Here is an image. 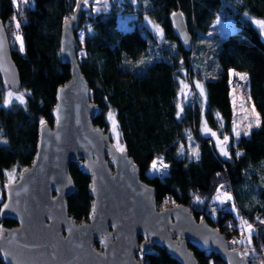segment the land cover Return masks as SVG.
<instances>
[{"label":"trees","instance_id":"trees-1","mask_svg":"<svg viewBox=\"0 0 264 264\" xmlns=\"http://www.w3.org/2000/svg\"><path fill=\"white\" fill-rule=\"evenodd\" d=\"M228 1L236 11V28L209 51L211 57L203 63L197 59L193 63L194 47L187 51L179 43L170 15L181 11L189 31L204 34L224 8V0L125 3L124 12L136 13L138 17L144 14L162 28L167 43L153 52L156 55L150 48L149 35L141 26L125 31L118 28V5L93 17L84 13L90 7L82 5L78 29L89 20V31L83 43L77 32L75 35L78 50H84L81 71L96 106L93 123L108 131L107 114H114L119 142L139 166L142 179L156 187L158 208L184 204L195 217H204L228 238L230 224L236 223L238 215L254 225L257 256L264 262V223H261L264 221V40L257 27L240 17L241 12H246L264 20V0ZM76 3L77 0H29L19 16L23 51L11 48V55L25 99L20 104H1L5 88L0 78V204L8 183L7 171L16 168L20 172L31 164L40 121L52 123L56 89L69 78V66L61 57L62 22L72 14ZM15 14L13 0H0V20L5 27ZM147 55L150 62L142 68L135 66ZM182 69L201 80L204 95L194 93L179 110L178 77ZM230 70L247 75L249 95L260 125L249 136L242 135L231 144L230 154L223 158L213 137L201 135L200 129L204 121L217 137L231 135ZM192 148L198 158L192 154ZM156 158H162L168 165L167 173L161 178L147 177L145 172ZM70 172L76 190L68 198V209L70 215L82 221L87 218L92 201L89 177L74 163ZM219 177L229 188L231 201H226L229 207L217 209L214 218L191 208L196 194L210 197L216 192ZM14 224L10 219L0 220V228ZM189 246L199 264H224L217 255L200 251L191 243ZM137 257L145 264H178L158 247Z\"/></svg>","mask_w":264,"mask_h":264},{"label":"water","instance_id":"water-1","mask_svg":"<svg viewBox=\"0 0 264 264\" xmlns=\"http://www.w3.org/2000/svg\"><path fill=\"white\" fill-rule=\"evenodd\" d=\"M82 5L84 0H77L62 22L61 57L69 78L56 89L52 123H39L33 161L3 188L0 220L15 222L0 228L3 264H145L137 256L154 247L178 264H199L190 243L224 264H250L226 234L195 217L188 206L158 208L156 187L142 179L128 151L121 153L111 134L93 123L96 106L81 71L75 35ZM170 19L179 43L190 51L194 34L183 14L174 11ZM0 78L3 88L20 91V74L1 20ZM72 163L89 177L92 201L82 221L68 209L76 190Z\"/></svg>","mask_w":264,"mask_h":264},{"label":"rangeland","instance_id":"rangeland-1","mask_svg":"<svg viewBox=\"0 0 264 264\" xmlns=\"http://www.w3.org/2000/svg\"><path fill=\"white\" fill-rule=\"evenodd\" d=\"M29 2V0H13L14 6L16 8V14L6 23V33L8 36V40L10 43V48H18L20 49V42L16 40V36L20 35L19 29H17L16 24L17 22H20L21 13L26 6V4ZM128 2H134V0H84V8L90 7L89 11H86V15L88 17H93L94 15L100 13V12H107L111 10V7L114 5H118L120 7L118 14V20L117 25L120 30H131L134 28V26L138 25L141 26V28L147 32L149 35L148 40L150 44V48L152 47V53L158 51L160 47H164L166 45V40L164 38L163 30L162 28L156 24L154 21H152L148 16L142 15L141 17H138L136 13H128L123 11V5ZM230 6V8H229ZM233 5L228 0H224V8H222V11L218 14V16L215 18V20L212 22L210 28L207 32L204 34H194L193 39V47H194V55H193V63H195V60H200L202 63L206 61L207 59H210L211 52L216 46L217 43L221 41L222 38H224L228 33L232 32L236 28V22L234 19L235 16V10L233 11ZM240 17L242 19H248L255 27L258 28V30L261 33V37L264 40V20L260 18H254L251 17L246 12H241ZM155 25H158L162 36L158 35L155 30ZM11 27V29H9ZM15 27V28H14ZM86 31H89V20H86L82 26L77 31V38L81 43L84 42V37L86 35ZM10 33V34H9ZM149 48V50H150ZM156 55L157 53H153V55ZM79 58H81L84 55V50L79 49L78 50ZM151 58L147 55L142 60H139L135 63V66L137 67H144L148 62H150ZM150 60V61H149ZM196 70V69H195ZM229 74L231 75V78L237 77V80L240 81V84H238L239 88L237 90L232 88V91L230 94V103H231V109H232V122H231V135L230 136H224V137H217L216 135L213 136V131L210 130L204 121L201 123V129L200 133L203 136H209L211 135L214 139L215 147L218 151V153L221 155V157L225 158L230 154V146L231 144L234 145L238 138L242 135H245V132H248L249 136L251 131L256 129L257 119L259 120L260 125V117L258 112L256 111L249 92L246 88H248L249 84L245 79H241V74L234 70ZM246 77V76H245ZM232 80V79H231ZM178 95H177V106L179 110H182L183 106L187 104L190 100V98L193 96V94L201 95L200 88L197 87V84L202 86L201 80L197 79L196 77L189 76L187 70L182 69L181 75L178 77ZM232 87H234L232 85ZM9 93L12 95L9 96ZM23 95V99H25V93L22 91L19 92H12L11 90L5 89L3 101L1 104L4 106H9L13 103L20 104L19 100L16 99L17 96ZM5 100H8L9 102L5 104ZM112 113V112H109ZM109 113L107 114V121L109 124L108 132L112 136V142L116 145L121 143L119 142L118 132L115 128V131H113V121L112 119H109ZM113 114V113H112ZM113 119L115 120V116L113 114ZM116 124V120H115ZM251 125V127H249ZM239 132V136L236 135V132ZM225 137H227V141L225 142ZM223 147L224 151L227 152V155L222 154L221 148ZM196 152L194 148L191 149V152ZM237 154L239 152H236ZM154 161H162L164 165H167L162 158H156L152 161L150 167L146 170L145 174L147 177H163L167 173L168 165L166 168L161 167V165L158 163L157 167L159 168V171H154L152 169V165ZM19 170L16 168H12L11 170L7 171V181H14L19 176ZM216 192L210 196V197H201L200 195L196 194L193 198V201L190 204L191 208H197L199 210H202L204 212L209 213V215L214 218L216 215V210L219 208H226L229 207L226 203L228 197H231V194L229 193V188L227 186V183L225 180H223V177H219L216 180ZM215 185V186H216ZM219 189V192L217 191ZM172 206V205H170ZM164 207V206H163ZM189 208V207H188ZM230 209L235 213L233 209L235 207L231 204ZM190 210V209H189ZM237 221L236 223L230 224V237L229 239L232 240L236 247L241 250L243 254H246L248 256L249 260H252L253 264H264L263 259L258 257V246L255 244L254 241V234H255V227L253 224L247 222L243 218L239 217L238 215L235 216ZM248 225L252 226V232L249 237L248 233ZM264 254V249L262 251Z\"/></svg>","mask_w":264,"mask_h":264},{"label":"snow or ice","instance_id":"snow-or-ice-1","mask_svg":"<svg viewBox=\"0 0 264 264\" xmlns=\"http://www.w3.org/2000/svg\"><path fill=\"white\" fill-rule=\"evenodd\" d=\"M14 2H15V0H14ZM173 15H175V14H173ZM16 27H17V29H19V27H20L19 22H17ZM154 27H155V30H156L157 34L162 36V32H161L159 26H158V25H155ZM16 40L20 42V50L23 51L22 38H21L19 35H17V36H16ZM61 50L63 51V49H61ZM241 79H246V77L242 75V76H241ZM197 87L200 88L201 95L203 96L204 93H203V88H202V86L199 85V84H197ZM11 95H12V94L9 93V96H11ZM16 99L19 100L20 103H24L23 95L17 96ZM8 102H9L8 100H5V104H7ZM178 115H179V113H178ZM109 119H112V121H113V131H115L116 124H115V120L113 119V114H112V113H109ZM40 123H41V125H44L45 122H44L43 120H41ZM256 124H257V126H259V120H258V119H257V121H256ZM249 127H251V125H249ZM244 134H245V135H248L249 133H248V132H245ZM212 135L215 136V133H212ZM236 135L239 136V132H238V131L236 132ZM226 141H227V137H225V142H226ZM117 149H118L121 153H123V152L125 151V149H124L122 146H120L119 144H117ZM221 151H222V154L227 155V152L224 151L223 147L221 148ZM193 155L197 156V158H198V153H196L195 151L193 152ZM238 155H239V153H238ZM158 163L161 165V167H164V168L167 167V165H164V164L162 163V161H154V162H153V165H152V169H153L154 171H159V168L157 167V164H158ZM93 191H95V186H94V185H93ZM217 191L219 192V189H218ZM228 199H231V197L229 196ZM7 207H8V205H5V206H4L5 209H6ZM93 210L95 211V205L93 206ZM233 210L235 211V209H233ZM0 211H2V210H0ZM261 223H264V221H261ZM247 227H248V233H249V237H250L251 232H252V226H251V225H248Z\"/></svg>","mask_w":264,"mask_h":264},{"label":"crops","instance_id":"crops-1","mask_svg":"<svg viewBox=\"0 0 264 264\" xmlns=\"http://www.w3.org/2000/svg\"><path fill=\"white\" fill-rule=\"evenodd\" d=\"M230 73L232 72V71H229ZM230 75V74H229ZM241 75H243V76H246V81L248 82V78H247V75L245 74V73H242ZM237 77H239V76H237ZM237 77H234V78H231V75H230V81H229V84H230V90H229V93L232 91V88L233 89H235V90H237L238 88H239V86H238V80H237ZM232 79V80H231ZM232 85L234 86V87H232ZM247 90H248V92H249V86H248V88H246ZM230 95V94H229Z\"/></svg>","mask_w":264,"mask_h":264}]
</instances>
